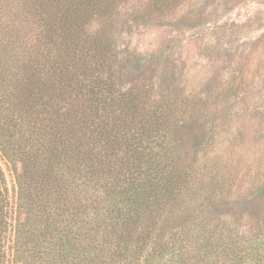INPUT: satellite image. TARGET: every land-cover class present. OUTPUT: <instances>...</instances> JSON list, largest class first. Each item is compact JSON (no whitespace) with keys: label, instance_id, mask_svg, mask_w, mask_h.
I'll use <instances>...</instances> for the list:
<instances>
[{"label":"trees","instance_id":"16d2710c","mask_svg":"<svg viewBox=\"0 0 264 264\" xmlns=\"http://www.w3.org/2000/svg\"><path fill=\"white\" fill-rule=\"evenodd\" d=\"M129 1L0 0V154L14 177L11 192L0 165V264H264V222L243 231L212 209L243 194L247 156L211 148L182 167L181 90L117 83L107 27ZM185 1L149 0L142 18ZM246 189L264 197V179Z\"/></svg>","mask_w":264,"mask_h":264},{"label":"rangeland","instance_id":"374dc122","mask_svg":"<svg viewBox=\"0 0 264 264\" xmlns=\"http://www.w3.org/2000/svg\"><path fill=\"white\" fill-rule=\"evenodd\" d=\"M148 1L122 4L107 27L116 81L124 88L181 90L188 104L182 103L173 143L182 167L211 148L212 155L247 156L252 169L243 194L212 209L254 232L264 222V197L248 195L246 187L264 179L258 175L264 168V0H186L146 21L141 13ZM0 165L12 192L13 172L1 154Z\"/></svg>","mask_w":264,"mask_h":264}]
</instances>
